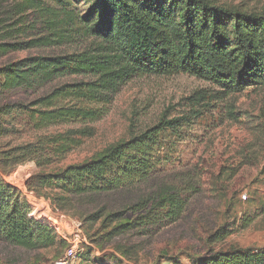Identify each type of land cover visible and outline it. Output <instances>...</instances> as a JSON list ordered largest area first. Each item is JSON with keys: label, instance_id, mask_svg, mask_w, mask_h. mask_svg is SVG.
<instances>
[{"label": "trees", "instance_id": "1", "mask_svg": "<svg viewBox=\"0 0 264 264\" xmlns=\"http://www.w3.org/2000/svg\"><path fill=\"white\" fill-rule=\"evenodd\" d=\"M0 1L12 3L9 14L0 20V58L10 51L61 44L79 36L98 41L81 51L26 56L0 67V93L39 89L59 78L84 77L28 103L1 105L0 137L21 122L34 130L95 123L107 114L119 88L136 77L188 74L226 95L264 85V15L260 13L214 0H56V7L43 0ZM80 5L87 6L83 14ZM29 16L32 21L24 24ZM37 24L42 28L38 33H45L12 41L28 30L35 32ZM185 118H162L88 160L55 172H38L27 186L51 189L63 203L71 196L143 183L163 160H169L168 152L160 151L161 136H180L188 125ZM89 128L67 129L38 138L34 145L0 149V170L32 160L43 168L60 160L79 144L74 133L86 135ZM181 194L173 185L159 186L153 195L123 211H97L86 220L100 221L105 241L133 230L145 233L181 216L186 203ZM31 212L21 191L0 179V240L30 250L58 243L53 226ZM171 261L180 264L177 259ZM95 264L120 261L104 255ZM191 264H264V247L209 250Z\"/></svg>", "mask_w": 264, "mask_h": 264}, {"label": "rangeland", "instance_id": "2", "mask_svg": "<svg viewBox=\"0 0 264 264\" xmlns=\"http://www.w3.org/2000/svg\"><path fill=\"white\" fill-rule=\"evenodd\" d=\"M43 1L53 7L59 5L56 0ZM214 1L264 15V0ZM11 8L12 3L0 1V20ZM79 8L83 14L87 6ZM30 21L29 16L24 24ZM36 27L35 32L28 30L12 41L22 42L45 33H38L42 30L40 24ZM97 42L92 37L79 36L61 44L10 51L0 58V67L26 56L81 51ZM81 79L84 77H65L35 90L3 91L0 106L28 103L56 86ZM183 116L188 125L181 129L180 136L169 133L161 136L164 146L160 151H167L169 160H163L143 183L71 196L63 203L51 189L27 186V181L40 171L55 172L83 162L162 118ZM84 126L90 127L91 134L74 133L80 142L62 159L43 168L32 160L0 170V179L21 191L38 219L52 226H62L57 219L71 227L81 226L89 245L84 247L81 257L69 264H95L104 255L115 257L120 264H172L173 259L180 264H191L209 250L264 247V85L226 95L211 83L188 74L136 77L113 95L107 114L99 121L45 130H34L21 122L11 133L0 137V149L26 143L34 145L45 135ZM163 185L182 190L181 196L186 201L181 216L174 222L145 233L133 230L105 241L100 221L86 220L97 211L105 214L123 211L140 198L153 195ZM54 232L60 241L42 249H25L0 240V264H53L66 248L65 241L55 229Z\"/></svg>", "mask_w": 264, "mask_h": 264}, {"label": "built area", "instance_id": "3", "mask_svg": "<svg viewBox=\"0 0 264 264\" xmlns=\"http://www.w3.org/2000/svg\"><path fill=\"white\" fill-rule=\"evenodd\" d=\"M30 214L35 216L33 211ZM53 228L66 243L62 257L54 261L53 264H69L71 260L80 256L86 245H89V241L79 225L71 227L64 223L62 226L53 225Z\"/></svg>", "mask_w": 264, "mask_h": 264}, {"label": "water", "instance_id": "4", "mask_svg": "<svg viewBox=\"0 0 264 264\" xmlns=\"http://www.w3.org/2000/svg\"><path fill=\"white\" fill-rule=\"evenodd\" d=\"M56 221H57V223H58V224H60V225H62V224H63V221H62V219H57Z\"/></svg>", "mask_w": 264, "mask_h": 264}]
</instances>
